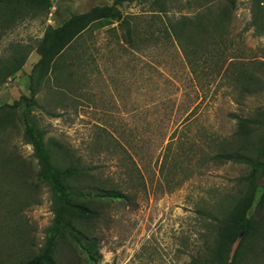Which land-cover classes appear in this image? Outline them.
<instances>
[{
  "label": "rangeland",
  "instance_id": "1",
  "mask_svg": "<svg viewBox=\"0 0 264 264\" xmlns=\"http://www.w3.org/2000/svg\"><path fill=\"white\" fill-rule=\"evenodd\" d=\"M153 1L121 7L127 17L148 16L137 21L139 50L119 43L120 32L109 30L117 24L84 33L60 63L66 69L61 84L67 88L57 84L55 75L46 78L37 96L41 107L29 115L32 125L47 132V140L57 139L83 165L96 167L102 186L130 198L95 205L101 216L90 228L99 242V264H211L216 227L202 213L230 210L247 191L237 179L249 173L212 156L235 131L232 114L255 117L264 110V91L240 99L242 64L231 61H253L251 70L264 81V14L254 19V0H236L231 20L213 39H183L196 57L208 43L214 53L207 64L196 65L194 76L180 46L169 45L164 33L150 35L147 25L153 32L159 24L151 16ZM163 1L168 15L177 17L198 14L200 4L209 0ZM113 2L52 0L47 12L21 7L14 17L0 4L1 76L26 59L1 86L0 107L30 96L36 47L48 26ZM24 128L20 123L1 133L0 150L9 160L0 167V264H21L38 254L55 218V191L38 177L40 167L33 146L22 137ZM15 158L26 163L25 170L5 168ZM55 260L87 264L81 249L67 241L60 242ZM240 264H264V240L244 250Z\"/></svg>",
  "mask_w": 264,
  "mask_h": 264
},
{
  "label": "trees",
  "instance_id": "2",
  "mask_svg": "<svg viewBox=\"0 0 264 264\" xmlns=\"http://www.w3.org/2000/svg\"><path fill=\"white\" fill-rule=\"evenodd\" d=\"M134 1L136 0H114L113 4L96 5L87 12L72 14L58 27L48 26L36 47L39 60L30 74V96L23 95L12 104L7 103L0 107V141L1 133L6 132L10 127L16 130L19 124L23 123L25 128L22 137L27 144L33 146L34 156L40 167L38 177L43 182L49 183L55 191V218L46 244L38 254L21 264H57L55 257L62 241L77 245L85 255L87 264H99L102 260L99 242L92 236L90 228V224L101 216L95 205L99 201L130 199L121 190L102 186L94 173L97 168L83 165L81 158H76L72 150L63 143L55 138L47 140V132L31 124L32 118L29 113L32 108L41 107L37 96L46 78L55 75L57 84L66 87L61 84L66 83L62 82L65 78L63 72L66 69L61 68L60 63L84 33L88 31L93 33L94 30L117 24L109 30L117 34L120 32L119 43L139 50L137 37L140 23L137 21L148 16L141 13L127 17L121 9L125 3ZM254 2V19H261L264 14V5H262L264 0H254ZM236 3V0H220L217 4H221L219 6L221 8L215 13V0L203 1L198 14L171 17L168 15L169 10L165 2L154 0L152 3L154 13L147 14H151L152 18L156 19L153 22L159 24L154 25L156 29L153 32V25L147 26L151 29L150 35L164 33V37L169 39V45L175 42L182 48L187 54L186 63L191 70L193 69L192 74L195 76L196 65L207 64L214 58V53L212 54L208 43L202 55L196 57V51L191 49L193 46L187 43H195L200 36L213 39L218 35L231 20ZM0 4L6 7L10 17H14L20 13L21 7H28L36 12L35 14L40 11L47 12L52 6V0H0ZM12 10L14 14H11ZM262 23L263 29L264 20ZM199 44L197 42L196 46ZM235 60L231 61L232 64L238 62L242 64L241 73L237 77L238 82H241L240 86H237L241 87L240 99L244 100L253 94L263 92V79L250 68V63L253 61L249 60L250 63H245L242 60ZM25 61L26 59L22 63H17L11 73L5 76H1L0 69V88L10 75L24 65ZM202 61L204 63L200 64ZM232 64L231 66H234ZM70 66L72 65L68 67ZM66 76L70 78L72 73L67 71ZM22 107L24 109L20 114ZM232 117L236 120L235 131L225 138L223 147L216 151L212 158L218 162L246 167L249 173L238 178L237 182L240 185L244 184L247 191L222 215L205 211L202 213L211 219L216 227V242L211 264H240L243 251L249 249L251 244L254 248L258 241L264 240V183H260L264 179V110H258L255 117L238 114H232ZM7 160L9 159H5L3 151L0 150V167ZM59 160L63 163L58 164ZM25 166L24 161L15 158L10 159L5 168L9 167L11 171L17 173L25 170ZM242 233L244 235L239 240Z\"/></svg>",
  "mask_w": 264,
  "mask_h": 264
},
{
  "label": "water",
  "instance_id": "3",
  "mask_svg": "<svg viewBox=\"0 0 264 264\" xmlns=\"http://www.w3.org/2000/svg\"><path fill=\"white\" fill-rule=\"evenodd\" d=\"M243 235H244V233H242L241 235H240V238H239V240L243 237Z\"/></svg>",
  "mask_w": 264,
  "mask_h": 264
},
{
  "label": "crops",
  "instance_id": "4",
  "mask_svg": "<svg viewBox=\"0 0 264 264\" xmlns=\"http://www.w3.org/2000/svg\"><path fill=\"white\" fill-rule=\"evenodd\" d=\"M38 60H39V58H38L37 60H35V61H37V62H38Z\"/></svg>",
  "mask_w": 264,
  "mask_h": 264
}]
</instances>
